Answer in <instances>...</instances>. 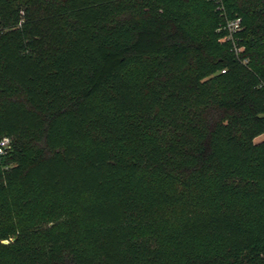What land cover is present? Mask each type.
Masks as SVG:
<instances>
[{
  "label": "trees",
  "instance_id": "16d2710c",
  "mask_svg": "<svg viewBox=\"0 0 264 264\" xmlns=\"http://www.w3.org/2000/svg\"><path fill=\"white\" fill-rule=\"evenodd\" d=\"M219 1L239 56L214 0H0V196L84 224L0 255L264 264V0Z\"/></svg>",
  "mask_w": 264,
  "mask_h": 264
},
{
  "label": "rangeland",
  "instance_id": "374dc122",
  "mask_svg": "<svg viewBox=\"0 0 264 264\" xmlns=\"http://www.w3.org/2000/svg\"><path fill=\"white\" fill-rule=\"evenodd\" d=\"M215 4L218 3L214 0ZM244 27H242L243 30ZM241 32L238 35L240 36ZM258 144L264 143V135L255 139ZM15 198L12 193H4L0 196V238L3 234H8L10 226H16V232L8 235L2 242L8 246L29 248L42 245L47 232L68 233L70 223L79 220V209L73 205L71 200H63L60 203H53L39 200L33 209L26 212H18L11 201ZM84 226L81 221H78ZM74 235V234H72ZM80 242L84 241V236L79 235ZM0 264H15L8 257L0 255Z\"/></svg>",
  "mask_w": 264,
  "mask_h": 264
},
{
  "label": "built area",
  "instance_id": "2783aa9c",
  "mask_svg": "<svg viewBox=\"0 0 264 264\" xmlns=\"http://www.w3.org/2000/svg\"><path fill=\"white\" fill-rule=\"evenodd\" d=\"M217 4H219L218 10L222 12V16L224 17V24L222 29L226 31V36L223 39V41L230 42L232 44L233 51L237 56H239L240 53L244 51V47L239 46V41H238V33H240L242 30V19L241 18L229 19L221 1L218 0ZM11 148H12V140L9 137L0 138V156H4L8 154Z\"/></svg>",
  "mask_w": 264,
  "mask_h": 264
}]
</instances>
